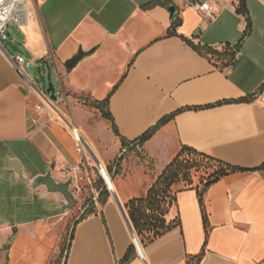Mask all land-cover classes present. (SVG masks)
<instances>
[{"label":"crops","instance_id":"0c3cea01","mask_svg":"<svg viewBox=\"0 0 264 264\" xmlns=\"http://www.w3.org/2000/svg\"><path fill=\"white\" fill-rule=\"evenodd\" d=\"M243 1L30 0L26 27L8 26V48L25 57L24 70L51 68L62 100L64 93L109 98L119 133L129 140L176 114L139 148L149 164L121 163L120 173H111L112 196L72 224L65 196L32 181L49 172L57 182L73 177L72 192L75 173L63 170L82 156L69 128L36 114L35 93L0 54V264H264V170L234 172L206 189L208 235L203 185L174 186L178 224L143 245L145 258L121 206L146 195L184 146L242 168L264 164V0ZM204 2L213 13L195 6ZM181 36L220 52L241 43L229 61ZM80 48L90 53L67 68ZM242 98L248 100L235 101ZM87 131L101 146L97 132ZM132 172L138 180L130 187ZM9 185L14 192L3 195Z\"/></svg>","mask_w":264,"mask_h":264},{"label":"trees","instance_id":"16d2710c","mask_svg":"<svg viewBox=\"0 0 264 264\" xmlns=\"http://www.w3.org/2000/svg\"><path fill=\"white\" fill-rule=\"evenodd\" d=\"M242 5H244V1L242 0ZM176 22V21H174ZM169 34H175L170 32ZM249 34V27L247 31L244 33L243 39ZM186 42H188L191 46L196 48L201 52H205L206 54H210L212 56H223L226 54L229 58V61L234 60L236 51L239 49V44L234 46L233 48H229V52H220L212 47L200 46L195 44L191 39L181 36ZM242 39V40H243ZM247 98H242L235 101H246ZM110 99L106 100H91L89 105L96 109H99L103 116L110 121H112L113 131L117 136L121 139L122 151H134L136 150V145L139 143L140 146L143 145L146 141L150 140L154 134L168 121H170L175 113H171L165 117H163L157 124L150 127L144 134L136 138L135 140H129L120 135L119 130L116 126L114 118L109 110ZM124 156V155H123ZM122 156V158H123ZM121 158V160H122ZM121 160L118 165L116 173H118L121 168ZM118 159L115 163L114 168L117 167ZM205 169L207 172L208 169H212L211 173L206 176L200 177L198 183H194L193 173L192 171L195 169L199 171L201 169ZM264 170V164L255 169L242 168L239 166H234L227 162H224L220 159H217L213 156H210L206 153L195 150L194 148L184 146L182 150L176 155V157L166 166L163 172L155 178L154 182L150 185L146 195L141 197H136L130 199L125 207L127 210V215L132 225L137 233V235L142 238V244L145 245L155 238L163 235L164 233L170 231L173 227L178 224V216L177 218L167 221L166 219V208L163 207V203H165L166 199L169 196H173L176 200V192L174 190V186L180 184L181 181L186 182L188 186H184L182 188L187 187H196L199 189L201 185H203L204 190L199 191L200 195V203L202 206L204 224L206 228L207 235L209 234V214L204 202V193L206 189L220 179L223 176L229 175L238 171H250V170ZM99 196L98 200L101 203H106L109 192L105 187L104 182L98 187ZM94 205V203H93ZM95 211V207H89L87 211L81 215L79 218L84 219L90 213ZM72 238V237H71ZM70 236L67 234L65 241V251L67 248L68 241L70 242ZM131 253L125 257L126 261L131 259Z\"/></svg>","mask_w":264,"mask_h":264},{"label":"rangeland","instance_id":"374dc122","mask_svg":"<svg viewBox=\"0 0 264 264\" xmlns=\"http://www.w3.org/2000/svg\"><path fill=\"white\" fill-rule=\"evenodd\" d=\"M14 24H15L14 22H10V26H13ZM25 72L27 75L34 78L42 86L43 89L47 88L50 82L54 83V87L56 89V95L58 97V103H59L58 105L60 109L64 113L69 115L79 127H81V125L76 121V119L79 120V122L81 121L83 123V125L87 129L86 128H81V129L86 133L91 143H93V145L96 146L97 149L94 148L93 146L92 147L94 151L96 152V154L98 155L99 159L102 162L106 163V165L109 167L110 172L112 173L115 170L114 168L115 163L118 157L122 153V145L117 144L118 140L117 138H115L116 134L112 129L111 122H109V119L105 118L99 109H96L89 105L90 99L86 97L85 93L70 94L72 95V97H70L69 99L64 93L63 94L64 99L62 100L60 87H59V83L56 78V74L51 68L50 69L48 68V71L45 73V79L42 78L43 73H41L38 68L28 66L26 67ZM87 130H90L92 132H97L99 136V141L102 142L101 144L102 147L97 145V142L93 139V137L90 135L89 131ZM140 147H136V151L126 152L121 160V163L122 164H137V163L143 164L145 163L144 162L145 158L142 157L140 150H139ZM145 164H149V162L147 161V163ZM34 165L41 167L40 166L41 164H34ZM148 166L150 168V165ZM29 168L30 170H33V171L35 170L34 167H29ZM122 170H123V167H122ZM211 171L212 169H208L207 172H205V169L203 168L199 171H196L194 169L192 171L194 183H198L200 180V177L206 176L207 174L211 173ZM118 172L120 173V170ZM132 173L133 174L131 176V181L129 183L130 187L131 185L132 186L137 185V180H138V176H136L134 172ZM81 175L82 177H79L76 182V185L72 187V193L76 197V201L69 207L72 212L71 217H70V221L72 222V224L73 222L76 221L77 218H79L83 214L86 208L96 206L95 202H93L94 197L97 194L98 187L103 182L101 174L96 165H91L90 167L85 169V171L81 173ZM90 179H91V182L89 181ZM18 184L19 185L17 186L16 190L18 192V198H20L19 196L21 195V193H23L22 191L24 189V185L23 183H18ZM179 186L184 187L188 185L186 182L181 181ZM14 190L15 188L12 185H9L7 190L5 192H2V194L8 195L7 194L8 191L14 192ZM108 192H109V196H112V192L110 190H108ZM9 203H10L9 200L5 201V205H9ZM19 203L20 201L18 199L17 204ZM163 207L166 208L167 210V213H166L167 221H171L177 218L176 203H175V199L173 196H169L166 199L165 203H163ZM138 239L143 247V244L141 241L142 238L138 236Z\"/></svg>","mask_w":264,"mask_h":264},{"label":"built area","instance_id":"2783aa9c","mask_svg":"<svg viewBox=\"0 0 264 264\" xmlns=\"http://www.w3.org/2000/svg\"><path fill=\"white\" fill-rule=\"evenodd\" d=\"M29 4L30 0H0V54L4 55L14 68L26 78L37 98V104L35 107L36 114L39 117L45 116L49 122L59 121L71 131L77 150L82 157L81 161L77 165L63 170V173L66 174L69 171H73L75 173L76 180H78L79 177H82L81 173H83L85 169L91 165H96L105 187L113 194L112 188L105 175L106 172L113 181L109 167L105 162H102L99 159L86 133L78 125H76L69 115L60 109L58 100L57 102L53 101L46 92L41 90L37 81L26 74L24 70V65L26 63L25 57L10 51L7 46V42H9L8 26L10 22H14L22 28L26 27L30 14ZM195 6L202 12L208 14L213 13V7L208 2L195 4ZM136 147H140V144L138 143ZM89 181L91 182V179ZM98 196L99 191L97 190V194L94 197L93 202L98 203ZM133 240L140 256L145 258L140 251V246L137 245L135 239Z\"/></svg>","mask_w":264,"mask_h":264},{"label":"water","instance_id":"95a60500","mask_svg":"<svg viewBox=\"0 0 264 264\" xmlns=\"http://www.w3.org/2000/svg\"><path fill=\"white\" fill-rule=\"evenodd\" d=\"M174 12V8H172V13ZM7 46L8 47H13L11 42H7ZM13 50H16L15 48H13ZM90 52L84 51L82 48H80L79 52L73 56L72 58L68 59L65 62V66L69 69H73L74 67H76L78 65V63L89 54ZM43 79H45V74H43L42 76ZM46 93L50 96V98L53 101H57L58 97L56 95V89L54 87V83L50 82L48 84V87L46 88ZM126 150L122 151L121 155L118 157V163H117V167L115 168V172L114 174H116L118 165L120 163V160L122 158V156L125 154ZM18 173L22 174V170L19 168H16ZM73 183V177H71L70 180L68 181H61V182H57L53 177L51 172L42 175V176H38L36 177L33 181H32V185L34 187L40 186V185H44L46 186V188L51 191V192H59L61 194H63L67 200V202L69 203V206L72 205L75 201H76V197L75 195L71 192L70 190V186ZM88 208L85 209V211L83 212V214L87 211ZM82 214V215H83ZM81 217V216H80ZM79 217V218H80ZM128 221H130L129 218H127ZM79 220V219H78ZM130 223V222H129ZM132 228V234H133V239L136 240V243L138 246H140V248H142L141 243L139 242L137 233L133 227V225H131ZM71 240V239H70ZM135 243V242H134ZM67 256V255H66ZM66 259V257H65Z\"/></svg>","mask_w":264,"mask_h":264},{"label":"bare ground","instance_id":"6f19581e","mask_svg":"<svg viewBox=\"0 0 264 264\" xmlns=\"http://www.w3.org/2000/svg\"><path fill=\"white\" fill-rule=\"evenodd\" d=\"M105 174H106V172H105ZM106 176H107V178H108V181H109V184L111 185V179H110V177H109V175L108 174H106ZM121 206H122V209H123V211H124V214L126 215V218H128V215H127V212H126V210H125V207L123 206V204L121 203ZM142 246V245H141ZM143 250V247L141 248V251Z\"/></svg>","mask_w":264,"mask_h":264}]
</instances>
